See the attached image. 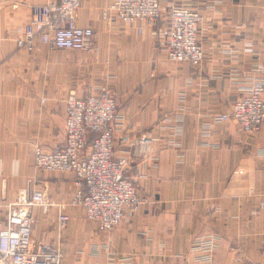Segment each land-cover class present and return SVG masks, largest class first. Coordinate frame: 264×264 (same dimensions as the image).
Listing matches in <instances>:
<instances>
[{"label": "crops", "instance_id": "1", "mask_svg": "<svg viewBox=\"0 0 264 264\" xmlns=\"http://www.w3.org/2000/svg\"><path fill=\"white\" fill-rule=\"evenodd\" d=\"M52 1L60 0H0V230L7 205L22 190L40 189L66 205L70 221L60 234L58 210L35 208L31 249L60 244L63 264H193L191 242L209 235L218 238L213 264H264V156L258 153L264 127L248 135L231 119L202 136L209 116L230 113L239 98L235 74L243 80L264 67V0H162L165 16L172 3L204 16L206 58L196 67L167 58L160 37L165 19L153 27L104 22L102 9L112 0H82L78 23L95 31L89 50L19 49L32 7ZM102 86L112 90L124 119L115 156L129 160L126 176L145 201L108 233L68 206L77 189L72 172L35 163L36 148L55 152L65 145L67 96L86 97ZM151 131L156 141L149 153L125 151L126 138Z\"/></svg>", "mask_w": 264, "mask_h": 264}, {"label": "built area", "instance_id": "2", "mask_svg": "<svg viewBox=\"0 0 264 264\" xmlns=\"http://www.w3.org/2000/svg\"><path fill=\"white\" fill-rule=\"evenodd\" d=\"M82 4V0H60L33 6L30 22L17 39L18 48L29 53L35 52L39 45L50 50H89L95 31L78 23ZM168 7L166 26L160 30L163 51L172 62L182 66L200 65L206 57L199 38L204 16L184 5ZM101 14L109 25L142 22L153 27L166 18L162 0H112ZM137 32L142 34L144 26L137 27ZM258 72L263 74L264 69L259 68ZM262 74L246 76L243 80L235 78L239 98L230 113L209 116L203 123V137H210L214 124L231 119L248 135L257 134L264 127ZM65 104V145L55 152L36 148V166L50 172H72L77 189L68 206L81 208L86 220L95 223L100 232H111L124 221L128 210L137 212L145 203L134 182L125 177L129 160L115 157L114 136L124 125V119L116 98L106 88H99L86 97L70 93ZM178 115L175 125L182 132L183 113ZM151 134L126 138V151L135 156L147 153L156 141ZM258 153L264 156V149ZM35 208L44 211L56 208L58 232L61 234L67 229L70 216L65 213L66 205L41 190H22L17 200L9 204L6 224L0 231V264H63L60 244L47 246L43 251L31 249ZM217 241L214 235L195 238L190 248L193 264H212Z\"/></svg>", "mask_w": 264, "mask_h": 264}, {"label": "rangeland", "instance_id": "3", "mask_svg": "<svg viewBox=\"0 0 264 264\" xmlns=\"http://www.w3.org/2000/svg\"><path fill=\"white\" fill-rule=\"evenodd\" d=\"M172 4H175V3H172ZM170 5H171V4H170ZM176 5H183V4H176ZM184 6H185V5H184ZM194 10H195V9H194ZM163 11L165 12L164 7H163ZM168 11H169V7H168V9H167L166 12H168ZM163 19H165V21H164V25H163V27H165V26H166V23H167V16H166V18H163ZM163 19H162V20H163ZM200 32H201V28H200ZM199 38L201 39V35H200V34H199ZM200 44L202 45L201 41H200ZM202 46H203V45H202ZM203 48H204V47H203ZM204 50H205V48H204ZM205 52H206V50H205ZM166 56H167V55H166ZM167 58H168V56H167ZM205 58H206V57H205ZM168 59H169V58H168ZM169 60H170V59H169ZM204 60H205V59H204ZM204 60H203V61H204ZM170 61H171V60H170ZM171 62H172V61H171ZM1 63H2V62H1ZM174 63H175V62H174ZM201 64H202V63H201ZM179 65H180V64H179ZM191 66H193V65H191ZM198 66H199V65H198ZM195 67H196V66H195ZM259 68H263V69H264V67H262V66H258V67H256V68H254V72H255V74H262V73H259V72H258ZM235 75H236V78H238V74H235ZM263 75H264V73L262 74V76H263ZM240 78H241V77H240ZM242 78H247V77H243V76H242ZM100 88H106V89L110 90L111 93L113 94V96L116 98V96L114 95V93L112 92V90H111L110 88H108V87H106V86H102V87H100ZM94 92H95V91H94ZM94 92H93V93H94ZM90 95H91V94H90ZM88 96H89V95H88ZM116 100H117V98H116ZM117 103H118V101H117ZM182 116H184V115H182ZM177 117H179V115H177L176 118H177ZM176 118H174V121H175ZM183 122H184V117H183V121H182L181 126H180L181 129H183V128H182V124H183ZM176 126H177V125L174 126V133H175V134L173 133V135L180 136L182 132H181L179 129H176ZM146 133H149V134L152 133L151 135H152L153 137H156L155 135H153V132H152V131H151V132H145L144 134H146ZM144 134H141L140 136H142V135H144ZM65 135H66V134H65ZM140 136H138V137H136V138H139ZM136 138H133V139H136ZM155 139H156V138H155ZM124 144H125V142H124ZM216 146H218V145H216ZM125 148H126V144H125ZM150 150H151V149H150ZM150 150H149L147 153H149ZM125 151H126V149H125ZM126 152H127V151H126ZM127 153H129V152H127ZM147 153H143V154H147ZM129 154H132V153H129ZM132 156H135V155L132 154ZM115 157H116V156H115ZM120 158H126V157H120ZM127 167H128V166H127ZM126 170H127V169H126ZM125 172H126V171H125ZM125 177H127V176H126V173H125ZM127 178H128V177H127ZM128 179H130V178H128ZM130 180L133 181L132 179H130ZM133 182H134V181H133ZM134 184H135V186H136V188H137V185H136L135 182H134ZM36 190H37V189H36ZM38 190H40V189H38ZM41 191H42V190H41ZM137 192H138V188H137ZM138 194H139V193H138ZM139 196H141V195L139 194ZM7 206H9V204H8ZM141 208H142V207H141ZM141 208H140V209H141ZM140 209H139V210H140ZM128 211H129V210H128ZM128 211H127V212H128ZM127 212H126V213H127ZM132 212H134V211H132ZM4 227H5V226H4ZM1 230H2V229H1ZM1 230H0V231H1ZM103 233H104V232H103ZM107 233H108V232H107ZM197 237H203V236H197ZM197 237H195V238H197ZM195 238H194V239H195ZM194 239H193V240H194ZM217 239H218V238H217ZM191 243H192V242H191ZM217 248H218V241H217ZM217 248H216V250H217ZM215 253H216V251H215ZM192 258H193V257H192ZM214 259H215V254H214V258H213V262H212V264L214 263ZM125 260H126L127 262H130L131 258L124 259V261H125ZM64 261H65V260H63V263H64Z\"/></svg>", "mask_w": 264, "mask_h": 264}]
</instances>
